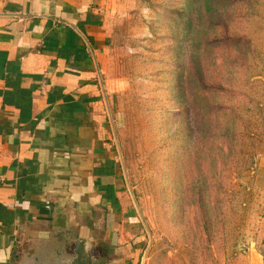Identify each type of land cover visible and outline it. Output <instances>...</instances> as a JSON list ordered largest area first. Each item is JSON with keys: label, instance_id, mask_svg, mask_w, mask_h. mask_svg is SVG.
<instances>
[{"label": "rangeland", "instance_id": "1", "mask_svg": "<svg viewBox=\"0 0 264 264\" xmlns=\"http://www.w3.org/2000/svg\"><path fill=\"white\" fill-rule=\"evenodd\" d=\"M122 4L104 81L138 264H264V0Z\"/></svg>", "mask_w": 264, "mask_h": 264}, {"label": "crops", "instance_id": "2", "mask_svg": "<svg viewBox=\"0 0 264 264\" xmlns=\"http://www.w3.org/2000/svg\"><path fill=\"white\" fill-rule=\"evenodd\" d=\"M123 0H0V264H138L104 81Z\"/></svg>", "mask_w": 264, "mask_h": 264}, {"label": "water", "instance_id": "3", "mask_svg": "<svg viewBox=\"0 0 264 264\" xmlns=\"http://www.w3.org/2000/svg\"><path fill=\"white\" fill-rule=\"evenodd\" d=\"M86 242L77 241L73 250L74 257L69 264H98L91 251L85 247Z\"/></svg>", "mask_w": 264, "mask_h": 264}, {"label": "clouds", "instance_id": "4", "mask_svg": "<svg viewBox=\"0 0 264 264\" xmlns=\"http://www.w3.org/2000/svg\"><path fill=\"white\" fill-rule=\"evenodd\" d=\"M143 11H144V13H145V18H146V19H149L150 17H149L147 14H148V12H149L150 10L146 8V9H144Z\"/></svg>", "mask_w": 264, "mask_h": 264}, {"label": "trees", "instance_id": "5", "mask_svg": "<svg viewBox=\"0 0 264 264\" xmlns=\"http://www.w3.org/2000/svg\"><path fill=\"white\" fill-rule=\"evenodd\" d=\"M202 132H203V131H202ZM204 134H205V132H204ZM202 142H205V139L202 138Z\"/></svg>", "mask_w": 264, "mask_h": 264}]
</instances>
